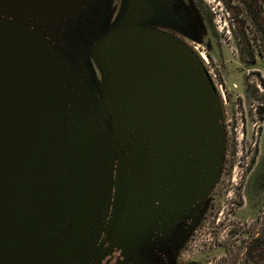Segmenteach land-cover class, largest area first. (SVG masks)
<instances>
[{"label":"water","instance_id":"obj_1","mask_svg":"<svg viewBox=\"0 0 264 264\" xmlns=\"http://www.w3.org/2000/svg\"><path fill=\"white\" fill-rule=\"evenodd\" d=\"M113 2L0 0V264H170L219 182L211 72L152 0Z\"/></svg>","mask_w":264,"mask_h":264},{"label":"rangeland","instance_id":"obj_2","mask_svg":"<svg viewBox=\"0 0 264 264\" xmlns=\"http://www.w3.org/2000/svg\"><path fill=\"white\" fill-rule=\"evenodd\" d=\"M186 2L201 36L199 42L190 40L188 44L198 52L218 85L227 149L221 177L204 204L197 231L175 252L170 264H249L264 259L263 245L251 250L260 231L258 215L264 211L261 36L242 4L240 18L245 21L239 30L224 0ZM233 4L240 6L238 0ZM121 5L122 0H114L113 20ZM261 8L264 17V0ZM95 71L100 76L96 67Z\"/></svg>","mask_w":264,"mask_h":264},{"label":"flooded vegetation","instance_id":"obj_3","mask_svg":"<svg viewBox=\"0 0 264 264\" xmlns=\"http://www.w3.org/2000/svg\"><path fill=\"white\" fill-rule=\"evenodd\" d=\"M152 1L158 7V12L157 14H155V17L153 18L152 21L153 22L152 25L154 28H158L166 32H169L179 37L186 43H189L190 40L197 43V41L194 40V36H198L199 38H201V36L199 34L196 23L193 20L192 12L190 11V8L186 4L187 3L186 0H152ZM114 20H113V15L111 14V23ZM95 73L96 76H98L96 71ZM190 221L191 218L189 216H186L180 222V224L178 225L179 228L177 229V233H178L177 237L183 234V228H185L186 224H188ZM257 221H260V231L256 234L257 236H255L254 242L264 246V211L259 212ZM175 241H177V239L174 236H171L170 241L166 240L164 243H166L169 247H172ZM141 250L142 249L140 248L139 251ZM119 253L120 252H115L114 254L115 258L113 262H115ZM142 253L143 255H152V254H146L144 252ZM162 254L163 255H161L160 258L165 259V261L169 262V256H167L164 253Z\"/></svg>","mask_w":264,"mask_h":264},{"label":"trees","instance_id":"obj_4","mask_svg":"<svg viewBox=\"0 0 264 264\" xmlns=\"http://www.w3.org/2000/svg\"><path fill=\"white\" fill-rule=\"evenodd\" d=\"M226 2V5L229 10L233 13L234 20L238 23V29H242L244 19L240 18L241 15V4L244 6V8L247 11L248 18L253 23L255 29L261 36V43L264 49V17L262 15V8H261V2L262 0H238L240 3V6L234 5L233 0H224ZM242 31V30H241ZM241 33V32H240ZM264 85V82H263ZM264 115V107L261 111V116ZM256 244L255 248H252L251 250H255L256 248H260V245Z\"/></svg>","mask_w":264,"mask_h":264},{"label":"built area","instance_id":"obj_5","mask_svg":"<svg viewBox=\"0 0 264 264\" xmlns=\"http://www.w3.org/2000/svg\"><path fill=\"white\" fill-rule=\"evenodd\" d=\"M205 63V62H204ZM207 66V65H206ZM209 69V68H208ZM211 72V70H209ZM212 74V73H211ZM213 76V74H212ZM214 78V76H213ZM215 80V78H214ZM216 82V81H215ZM217 84V83H216ZM218 86V85H217ZM249 264H264V259L260 260V261H254V262H250Z\"/></svg>","mask_w":264,"mask_h":264},{"label":"bare ground","instance_id":"obj_6","mask_svg":"<svg viewBox=\"0 0 264 264\" xmlns=\"http://www.w3.org/2000/svg\"><path fill=\"white\" fill-rule=\"evenodd\" d=\"M201 54H202V56H203L204 58H207V56L205 55V53L201 52Z\"/></svg>","mask_w":264,"mask_h":264}]
</instances>
